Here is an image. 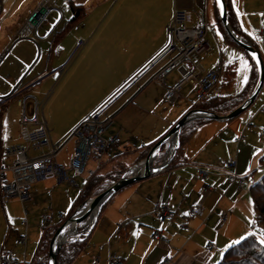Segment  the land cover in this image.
I'll return each instance as SVG.
<instances>
[{
    "label": "crops",
    "instance_id": "crops-1",
    "mask_svg": "<svg viewBox=\"0 0 264 264\" xmlns=\"http://www.w3.org/2000/svg\"><path fill=\"white\" fill-rule=\"evenodd\" d=\"M118 1L116 0V4ZM245 3L246 0H237L234 6L233 0H227L228 14H231L233 19L237 20L240 27L241 24L244 25L241 29L245 31L246 28L248 31L249 25L253 24V19L249 16L248 12L255 16L258 15L254 10H247ZM39 5L42 6V3ZM150 6L149 12L146 8L140 9L145 15H148V18L145 17L144 22V16L142 17V24L140 25L149 31V39L146 41L149 51L145 56L137 58L135 62L133 54L127 58L125 61L127 64L126 71L123 73L122 79L119 80L117 88L124 82L128 83L162 51L166 44L167 26L172 21L177 8L187 11L189 15L187 23L189 25H196L198 23L199 13H203L208 22L206 39L211 44V50L193 56V60L203 70L219 66H223V69L226 67L228 63L224 60L223 53L218 52V54L213 52L215 42H212V40H215L218 45L221 44L222 38L220 32H223L227 41L234 42L227 36L226 27L220 15V2L218 3L217 0H152ZM237 10H239L240 15L237 14ZM149 14H151V18H149ZM262 14H264V11L259 16H263ZM263 20L264 18L259 17L257 25H260ZM261 29L264 30V27L262 26ZM247 31L245 32L248 34ZM240 35L244 36L243 34ZM252 38L255 40L254 37ZM257 41L255 40L261 52L260 43ZM74 46H70L69 51H72ZM91 47L92 45H89L84 49V46L82 49L87 51ZM54 51V48H50L45 62L46 65L31 80L23 83L29 85L30 90L43 78L41 77L42 74L46 73V75H50L56 73L53 71L64 63L61 62L62 64L59 65L62 56L59 57V63L53 62ZM174 71H177L180 76L177 77V74L173 80H169V75ZM56 77L58 76L56 75ZM180 77L181 71L176 69L170 71L167 74V84L172 85ZM141 81L137 85H134V87L132 86L126 93L124 92L122 94L123 97L125 95L128 96L126 100L116 111L110 112L114 116L117 128L111 131V127L105 132V135H118L119 143L114 146L117 151L116 154H112V151H107L104 154L103 163L99 170L101 173H108L125 165L128 168L135 165L133 172H141L139 171L141 168L137 164L145 158V155L142 156V151L146 147L151 148L188 110L195 108L196 101L189 107L184 106V104L173 107L174 104L183 101V97H185L182 93L184 88L176 100L169 101L165 98L166 86L154 79L153 73L144 82ZM219 86L220 82H217L211 94L227 93L219 88ZM190 88H194L196 91L197 83H193ZM44 89L45 87H41L38 90L39 95L42 96L41 99L34 94L32 95L40 101L45 99L43 113L50 127L52 139L55 141L63 139L80 121L103 104L101 101L95 105L78 107L69 118L70 121L57 131L55 125L51 122L53 115L52 105H50L49 112H45V105L50 99L51 92L46 93ZM164 101L172 105L170 106L171 108L166 109ZM18 106L22 108L18 119L20 132L16 133L15 127L17 123L13 121L12 115L9 114L10 106L8 103L4 105L1 119L0 167L5 165L9 177H12L11 166L17 158V154L9 152L8 149L15 145L23 147L29 145L26 132L21 124L23 107ZM253 120L250 121L254 125L252 128H256L257 125ZM199 126L186 138L182 148L180 150L177 149L171 161L153 171L150 176L121 188L103 203L92 229L87 233L88 239L85 246L70 264H110L111 258H117L120 261L119 264H216L226 248L243 239L252 231V228H255L254 223L249 224V221L254 219L253 202L250 204L242 198L244 195L242 190L245 189L246 177L249 175L247 174L249 166H247L245 160L248 157L242 150V142L237 145L236 157H234L237 160V166L234 168V171L233 169L224 171L221 169L222 161L225 162L226 159H233L234 151H230L228 155H218L217 152L211 151L205 153L194 151L192 140H195V132ZM223 127L220 123L207 126L205 128L206 137L210 139L217 136L220 132L223 134ZM252 128L246 130L249 131ZM53 131L57 133L54 136L52 135ZM255 137L253 133L249 132L245 136L244 142H249V140ZM69 141V143L72 142L71 147L65 150L64 146L58 153L57 160L70 168L75 152L76 140L71 138ZM202 144L207 145L204 140L200 143V145ZM172 145L173 141L163 145L154 157L153 165H162L168 161ZM121 147L123 149L118 151ZM30 154L32 156L35 155L31 150ZM93 165L95 163L92 161L90 166ZM201 168L208 171L207 176L199 174ZM232 173H237L238 177L243 180L240 182L237 179L239 182L237 185L236 182L231 184L230 174L232 175ZM159 175H161V180L158 177ZM87 176L88 174L79 175L80 183L77 182L78 186H72L80 187L81 191L87 181ZM153 177L158 178L150 181ZM250 177H253L251 172ZM165 179H167L166 183L162 184ZM58 183L59 181L56 177H49L33 185V197L30 200L22 201L19 197L6 200L0 198V206H2L7 217L13 211H16L18 214L21 213V215H30L31 207L33 212H41V216L50 213L52 218L46 223L43 222L44 229L47 226L57 225L60 222L63 223V219H67L72 212L79 194L74 198L70 193L67 194L65 193L66 191L63 192V190L57 189ZM207 186L209 188L200 194L199 190ZM56 198L60 199L59 202H56ZM160 202H167L176 211V215L173 218L160 221L155 211L157 204ZM54 203L56 206H52ZM63 203H66V205H70L71 203L67 214L62 210H59L57 213L54 208L63 209ZM20 205H23V211ZM194 205H200L203 208V215L192 216L183 225L181 215L188 213ZM60 212L64 214V218L60 217ZM224 213H226L225 217H223ZM28 223L29 217L22 218L20 227L25 225V229L20 232L16 229V233H13L10 237L5 235L3 241L0 242V264L3 254L6 252L12 253L20 260H33L38 246L33 257L30 258L32 256L31 253L34 251L35 240L31 239L30 233H28ZM155 229H160V237H153ZM25 233H27L26 244L19 243V237ZM210 242H213L212 248L208 247ZM168 257L170 261L166 262Z\"/></svg>",
    "mask_w": 264,
    "mask_h": 264
},
{
    "label": "rangeland",
    "instance_id": "rangeland-1",
    "mask_svg": "<svg viewBox=\"0 0 264 264\" xmlns=\"http://www.w3.org/2000/svg\"><path fill=\"white\" fill-rule=\"evenodd\" d=\"M151 1L119 0L116 4V0H0V98L10 95L17 85L26 83L38 74L42 67L46 65L45 62L50 48L55 49L53 62L59 63V57L62 56L59 63L61 65L71 53V50L69 51L70 46H74L78 39L84 38L87 40L84 49L89 45H92V47L87 51L81 49L69 63L67 70L62 76L56 77L55 73L50 75L44 73L41 76L43 78L39 79L40 81L35 84V87L31 88V90L29 89L26 93L33 92L31 94L41 99L42 96L38 92L41 87H45L46 93L51 92L50 99L48 98L49 100L45 105V112L48 113L50 105H52L53 115L51 122L55 125L57 131L70 121L69 118L78 107L95 105L101 101L106 103L113 99L126 86V82H124L117 88L119 80L122 79L123 73L126 71L127 64L125 61L127 58L133 54L135 62L137 58L145 56L149 51V47L146 45V41L149 39V31L140 25L142 24V17L144 16V22L145 17L148 18V15H145L140 9L146 8L149 12ZM41 3L45 7L51 8L41 9L42 14L46 15L45 20L37 24L30 22V14L34 10H39L41 6L39 4ZM245 5L247 10H254L258 15L255 16L248 12L253 19V24L249 25L247 32H251L253 34L251 36L259 41L261 54L264 58V30L261 29L262 26L264 27V20L260 25H257L259 17L264 18V15L259 16L264 11V0H246ZM75 8H82L83 14L79 19L70 22ZM149 18H151V14H149ZM220 33L222 38L220 45H218L217 41L212 40L213 43L215 42L213 52H222L223 58L227 63L235 62L236 71L230 86L226 87V85H223L225 78L223 69L218 81L220 82L219 88L225 92L235 93L241 90L245 84L243 80L245 73L242 70L238 71L241 67L240 57L243 56L247 59L250 65L251 60L249 54L242 47L232 41H227L223 32ZM250 70L251 68L246 73L247 78L250 75ZM177 74V71L172 72L169 75V80H173ZM151 75L152 73L148 74L142 81L144 82ZM179 76L178 74L177 77ZM191 85H193L191 82L185 83L183 86L184 91L182 92L185 97H183L182 102L174 104L173 107L181 106V104L189 107L197 100V93L194 88H190ZM127 97L122 95L116 98L110 112L116 111ZM31 100L29 99L28 102ZM7 103L10 106L9 114L12 115L13 121L17 123L15 130L18 133L20 132L18 119L22 108L17 105L16 99L8 100L5 104ZM5 104H2L3 107ZM2 105L0 104L1 107ZM263 105L264 84L257 98L248 108L228 120L207 119L196 130V138L192 140L194 151H202L204 153L211 151L217 152L218 155H228L230 151H234L232 160H235L238 143L242 142V150L245 155L247 154L248 158L245 160L247 166H249V172L247 173L249 175L246 177L245 189L242 190V193L244 192L242 198L250 204L252 203L251 184L264 174V161L260 160L261 155L264 154V111H261ZM170 106L172 105L168 104V102L164 103L166 109L171 108ZM251 120L257 127L247 131L246 125ZM216 123L224 126L222 129L223 134L220 132L217 136L208 139L205 134V128L209 125H216ZM111 127V131L117 128L116 121ZM249 132L256 137L249 140V142H244L245 136ZM55 134L57 133L53 131L52 135L54 136ZM203 140L207 145H200ZM69 142L65 145V150L71 147L72 142ZM114 146L115 144H110L107 151H112V154H116L117 151ZM122 149L123 147L118 151ZM39 150V148H35L32 145V153L35 154ZM228 160L231 159H226L225 161ZM221 169L224 171L233 169L234 171V168L226 167L224 161H222ZM250 172L253 177H250ZM69 173L79 182V176L74 175L72 169L69 170ZM234 175L235 173L230 174L231 184L236 182L237 185L239 182L234 180ZM158 177L160 178L161 175ZM158 177H153L150 181ZM166 181L167 179L162 184H165ZM57 189L63 190V192L66 191L65 193L67 194L70 193L74 198L78 196L80 191V187H74L68 181L59 182ZM59 200V198H56V202H59ZM20 206L23 211V205ZM52 206H56V204L54 203ZM63 206V209L54 208L57 213L62 210L67 214L71 203L70 205L63 203ZM99 212L100 210L97 215ZM30 213V215H21V213L18 214L13 211L7 217L2 206H0V242L3 241L5 235L10 237V235L12 236L13 233H16V229L19 232L25 229V225L20 227L21 221L22 218L29 217L28 233H30L31 239L35 240L34 251L31 253L32 256L29 255L32 258L44 232V225L41 212H33L31 207ZM90 216L91 214L83 221L77 223L78 232L69 234L68 240L90 232L94 225L93 223L91 227H88L87 223ZM252 223L255 226L252 231L255 232L260 240H264L263 225L258 223L255 218L249 221V224Z\"/></svg>",
    "mask_w": 264,
    "mask_h": 264
},
{
    "label": "built area",
    "instance_id": "built-area-1",
    "mask_svg": "<svg viewBox=\"0 0 264 264\" xmlns=\"http://www.w3.org/2000/svg\"><path fill=\"white\" fill-rule=\"evenodd\" d=\"M41 9L51 8L42 4L39 10L34 11L30 15V22L37 24L45 20L46 15L42 14ZM198 15V23L189 25L187 23L189 18L187 11L177 8L172 21L167 26V39L162 51L134 78L128 81L116 97L92 111L61 140L55 141L52 139L50 127L43 113L45 99L40 101L31 93H26L30 89L29 85L20 83L10 95L1 97V105L8 100L16 99L17 104L23 107L21 124L26 132L29 145L27 147L15 145L8 149L9 152L16 153L17 158L11 166L12 177L8 176L5 165L0 167V198L6 200L19 197L22 201L30 200L33 197V185L49 177L54 176L59 182L68 181L70 184L78 186L76 178L69 173L70 169L73 170V174L76 176L91 175L100 169L109 145L119 142L118 135L115 134L110 137L105 135V132L114 122V116L110 113L111 106L116 98L138 84L148 73H153L154 79L166 86L165 98L169 101H174L180 96L183 86L187 82L197 83V100H202L211 94L223 72V66L203 70L193 60L194 55L203 54L211 50V45L206 39L207 19L203 13ZM86 43V39H78L67 60L53 72H56L57 76H61ZM175 69L181 71V77L175 83L169 85L167 84V74ZM29 99L32 100L28 102ZM261 110L264 111V105ZM253 126L250 122L247 124L246 129H251ZM71 138L76 140V147L70 168H67L57 160V155ZM32 145L40 149L33 156L30 154ZM92 161L95 165L90 166ZM224 163L228 168L237 166V160L231 159ZM199 174L207 176L208 171L201 168ZM233 177L240 182L243 180L236 173ZM208 188L207 186L199 190V193L202 194ZM155 211L160 221L173 218L176 215V211L167 202L158 203ZM203 213V208L200 205L192 206L188 213L181 215L183 225L190 217L203 215ZM59 215L64 218L63 213L60 212ZM225 216L226 213L223 214V217ZM42 218L43 222L46 223L51 220L52 215L46 213ZM160 236V229H155L153 237L157 238ZM18 241L26 244L27 233L22 234ZM208 247L212 248L213 242H210ZM169 261L170 258L168 257L166 262ZM119 262L117 258H111L110 260V264H119ZM1 264H32V261L20 260L12 253L6 252L2 256Z\"/></svg>",
    "mask_w": 264,
    "mask_h": 264
},
{
    "label": "trees",
    "instance_id": "trees-1",
    "mask_svg": "<svg viewBox=\"0 0 264 264\" xmlns=\"http://www.w3.org/2000/svg\"><path fill=\"white\" fill-rule=\"evenodd\" d=\"M1 7V6H0ZM74 14L70 19V22H73L83 14L82 8H75ZM221 15V13H220ZM222 18V17H221ZM228 19L232 27L236 30L237 33L243 34L246 36L250 42L259 49V46L255 40L249 36L243 29H241L239 23L236 19H233L231 14H228ZM227 32V36L231 38L237 45H239ZM242 47L241 45H239ZM247 54H249L251 59V53L248 52L244 47H242ZM260 50V49H259ZM252 68L250 75L245 82L243 88L238 92L232 93H213L209 94L202 100H196L195 107L204 108L213 112L220 114H225L241 105L245 99L253 91L258 78H259V68L255 61L251 59ZM235 62L228 63L224 67V82L223 85L230 86L234 75H235ZM3 107V106H2ZM0 107V133H1V119L3 108ZM206 119L205 118H192L186 121L180 130V150L185 142L186 138L194 132V130ZM149 147H146L142 152V156H146L148 153ZM261 161H264V154L260 157ZM128 167L122 166L121 168H116L108 173H101L98 169L94 174L87 176V181L85 182L84 187L79 193L78 199L75 201L73 214L76 208L81 205L85 200L90 197L96 196L98 193L107 188L112 181L118 180ZM251 193H252V202L254 208V218L255 220L263 225L264 227V174L258 179L252 182L251 184ZM69 215V216H70ZM68 217V216H67ZM66 218L63 219V222ZM62 222L57 225L47 226L44 229L43 235L38 244L37 251L32 260V264H49V249L50 243L53 235ZM88 239V234H80L76 239H70L63 243L59 253H58V264H70V262L78 255V253L83 249ZM216 264H264V243H261V240L257 237L254 231H251L247 236H245L240 241L230 245L223 252L221 258Z\"/></svg>",
    "mask_w": 264,
    "mask_h": 264
},
{
    "label": "water",
    "instance_id": "water-1",
    "mask_svg": "<svg viewBox=\"0 0 264 264\" xmlns=\"http://www.w3.org/2000/svg\"><path fill=\"white\" fill-rule=\"evenodd\" d=\"M220 5H223V15L221 14L222 21L226 27V30L230 34V36L242 47H244L248 52L252 53L255 52L260 58V64L258 65L259 68V78L258 81L253 89V91L250 93V95L245 99V101L239 105L237 108L233 109L232 111L220 114L217 112H213L204 108L195 107L190 110H188L171 128L170 130L164 134L158 141H156L151 148L149 149L147 155L145 158H143L137 165H144V169L141 172H133L135 169V165H132L127 169V171L118 179L114 180L107 188H105L103 191L98 193L94 197H90L87 200H85L78 209L83 206L85 203L90 201L89 207L87 210L81 212L80 214H77L78 209L71 214L61 225L57 228L55 234L52 237L51 243H50V249H49V264H58V253L63 245L64 242L68 241V236L58 241V236L60 235L61 231L65 229L66 227L77 224L84 219H86L92 210L96 207H98V211L100 210V207L103 205V203L115 192L120 190L121 188L125 187L126 185L133 183L135 181H138L140 179L146 178L152 174L153 171L163 167L166 165L169 161L172 160L174 157L178 147L180 146V130L182 125L192 119V118H205V119H220V120H227L230 118L235 117L236 115L240 114L243 110H245L250 104H252L255 99L257 98L258 94L260 93L263 84H264V59L262 57V54L259 49H257L246 37L240 35L236 32V30L232 27V25L229 22L228 19V5L227 0H219ZM42 12V10H41ZM57 75V73H55ZM176 137L177 141L174 144V146L170 150V156L168 158V161L162 165H153V159L157 155L158 151L163 147L164 144L167 142H171L172 138ZM73 239H76L73 238Z\"/></svg>",
    "mask_w": 264,
    "mask_h": 264
},
{
    "label": "bare ground",
    "instance_id": "bare-ground-1",
    "mask_svg": "<svg viewBox=\"0 0 264 264\" xmlns=\"http://www.w3.org/2000/svg\"><path fill=\"white\" fill-rule=\"evenodd\" d=\"M173 141V145L172 147L174 146V144L176 143L177 141V138L176 137H173L171 142ZM171 147V148H172ZM170 150V149H169ZM139 168V171H142L144 169V165L141 164L140 166H138ZM137 168V167H136ZM138 169V168H137ZM89 204H90V201H88L87 203H85L83 206H81L78 211H77V214H80L81 212L85 211L88 209L89 207ZM97 213H98V207L94 208L92 210V212L90 213L91 216L90 218L88 219V227H91L96 219V216H97ZM79 228L77 227V224H72L68 227H66L65 229H63L60 233V235L58 236V241L67 237L69 234L73 233V232H78ZM70 237V236H69Z\"/></svg>",
    "mask_w": 264,
    "mask_h": 264
},
{
    "label": "snow or ice",
    "instance_id": "snow-or-ice-1",
    "mask_svg": "<svg viewBox=\"0 0 264 264\" xmlns=\"http://www.w3.org/2000/svg\"><path fill=\"white\" fill-rule=\"evenodd\" d=\"M217 2L219 3V0H217ZM236 2H237V0H233V5L234 6H235ZM220 7H221V14L223 15V5L221 4ZM237 14L240 15L239 10H237ZM262 15H264V14H262ZM241 27L243 28L244 25L241 24ZM245 31H247L246 28H245ZM248 34L250 36L253 35L251 32H249ZM257 39H259V38L257 37ZM251 59L253 61H255L257 65H259L260 62H261L260 61V58H258V56H257V54L255 52H252L251 53ZM240 60H241V67H240V69L238 71H241L242 70L245 73V75L243 77V80H244V82H247V75H246V73L251 68V65L249 64V61L247 59H245L243 56L240 57ZM37 167H39V165H37ZM261 243H264V240H261Z\"/></svg>",
    "mask_w": 264,
    "mask_h": 264
}]
</instances>
